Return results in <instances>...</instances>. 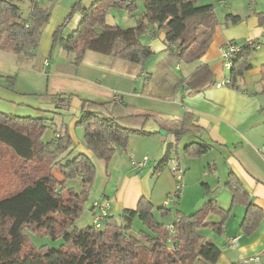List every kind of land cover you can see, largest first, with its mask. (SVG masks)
I'll use <instances>...</instances> for the list:
<instances>
[{"label":"crops","instance_id":"0c3cea01","mask_svg":"<svg viewBox=\"0 0 264 264\" xmlns=\"http://www.w3.org/2000/svg\"><path fill=\"white\" fill-rule=\"evenodd\" d=\"M76 1H37L50 12L48 24L42 29L38 47L26 55L20 54L21 60L16 62H5L6 59L4 60L3 53L1 54L3 50H0V75L14 77L17 83L21 80L25 82L24 75L28 77L26 84L21 89L16 86L14 93L0 89V112L16 116L15 113L27 111L26 107H29L31 115L22 117L46 119V133L48 131L51 133L45 134L42 142L51 144V149L66 133L72 146L60 154L57 161L62 163L72 160L77 154L88 156L92 162L95 158L80 142L83 130L76 126L80 118L82 101H122L136 109L173 117L167 122L148 121L145 125L147 135L130 136L123 151L115 148L114 156L106 169H128L129 172L115 179L112 174H108L100 199L94 198L84 210L89 211L92 216L93 205L107 200L110 203L108 216L117 218L123 211L135 210L137 203L143 197L149 200L155 209L163 207L164 202L175 193L176 182L172 169L169 168L171 166L182 171L183 179L180 195L175 201H171L169 208L166 207L170 211L169 219L172 218L173 222L178 219L177 213L184 216L193 214L211 200L216 201L221 209H229L231 194L225 190L224 184L230 172L246 189L250 203L256 205L264 216V78H262L264 13L258 2L253 0V6H250L249 0L216 2L199 0L198 6L214 5L218 22L211 44L198 61L190 64L177 63L164 43V32L151 26L149 32L140 38V43L151 48L154 53L146 64L149 71L146 70V65L138 70L139 65L124 66L122 60L117 61L118 59L107 57L120 62L113 63L98 56L91 57L89 56L91 52H86L80 68L70 66L68 69L52 72L51 80L48 78L45 81L44 95L28 90L31 74H36L35 76L40 78L38 73L40 64L42 67L52 64L50 57L53 33L68 16L70 6ZM94 1L96 0H82V6L89 7ZM137 5V10L132 14L110 9L104 17L105 24L121 29L135 27L136 21L144 11L141 0H137ZM28 6L30 7V3ZM230 14L239 18L237 24H225V18ZM79 20L80 14L77 13L66 28L68 31L66 35L69 36V33L77 27ZM252 41H259L261 45L248 59L250 69L243 75L239 88L229 86L217 88V84L229 81V71L224 69L222 55L225 47L231 43L241 46L245 42ZM205 66L211 71L212 81L199 90H188L184 81L188 80L197 69ZM18 75L22 78L20 79ZM155 77L157 79L162 77L164 83L147 87L140 82V78H143L149 84ZM166 86L169 92L164 95L161 90ZM49 87L52 90L51 97L47 90ZM59 92L62 96L66 95L65 93L69 94L71 100L66 101L61 95L58 97ZM29 101L31 104H27ZM185 113L191 114L192 124L204 131L200 139L189 134L175 137L181 129L180 122ZM173 121H177L179 126L168 124ZM149 123L151 128L147 129ZM195 143L209 148L207 156L204 154L196 158L189 157L184 148ZM181 147L182 151H180ZM202 156H204L203 161ZM205 157H209L206 162ZM144 158H147V161L142 167H138ZM198 163L202 165L199 164L198 171L194 172L193 164L197 166ZM203 163H207L209 170H214V173L206 172ZM21 172L22 178L31 179L32 182L43 175H48V172L35 164L25 166L17 171L16 175L14 173V176H19ZM192 172L197 174L196 177L190 178ZM49 173L57 182H62L63 178L57 168L51 169ZM78 181L79 179L73 183L66 181V187L75 191L79 186ZM28 182L23 183L16 192L0 198V201L20 193L28 186ZM75 183L77 185L72 187ZM221 190L227 192V205L221 204L218 200L220 194L217 192ZM244 213L245 209L242 206L232 208L223 235L214 236L213 231L199 230V240H202V244L211 243L220 249L219 259L214 264H264L261 261L264 259V219L251 237H245L239 230ZM207 218L209 224L220 222V218L215 215ZM233 238H237L236 247L229 243ZM254 258L259 260L252 261Z\"/></svg>","mask_w":264,"mask_h":264},{"label":"trees","instance_id":"16d2710c","mask_svg":"<svg viewBox=\"0 0 264 264\" xmlns=\"http://www.w3.org/2000/svg\"><path fill=\"white\" fill-rule=\"evenodd\" d=\"M30 13L23 17L21 5L25 0H0V50L26 55L38 47L42 29L48 24L50 12L30 0ZM216 2L218 0H211ZM224 1V0H219ZM250 5L253 0H249ZM144 11L133 28L107 26L104 17L110 9L132 14L138 8L137 0H96L89 7L77 0L70 6L68 16L53 33L51 53L56 45L73 54V64L79 67L86 52L112 57L134 65L143 66L153 56L151 48L140 43L151 26L164 32V43L174 60L186 64L198 61L211 44L217 26L213 4L198 6L199 0H141ZM79 13L77 27L65 36L72 17ZM239 18L226 16V25H235ZM261 45L259 41L237 46L231 59L229 87L238 89L243 75L248 71V59ZM264 78V66L262 67ZM212 81L206 66L195 71L184 81L190 91L199 90ZM16 78L0 75V89L13 91ZM77 127L83 130L80 142L97 160L106 165L114 156L115 148L125 150L130 136L147 135L145 125L150 120L167 122L172 116L136 109L122 101H82ZM193 117L185 113L181 129L175 137L189 134L198 139L204 131L192 124ZM46 119L22 117L0 112V146L23 163L55 162L71 146L68 135L63 134L57 145L42 142L46 133ZM184 151L191 158L206 154L209 148L198 143L190 144ZM54 166L60 171L62 182L48 174L29 183L20 193L0 201V264H214L220 249L211 243H199V230L208 229L217 235L224 228L234 206L245 209L239 230L251 237L264 216L250 203L249 195L231 172L224 184L231 194L230 208L221 209L216 201L203 204L193 214L181 215L172 224V247L167 244L168 233L159 218L170 216L164 206L155 209L146 198H141L135 210L123 211L120 216H108L101 230L92 225L74 228V223L85 211L87 193L92 185L95 169L87 156L77 154L66 163ZM79 179L81 191L66 187V181ZM220 218L209 224L208 216ZM139 221L142 230L132 233L133 223ZM144 230V231H143ZM25 231L62 241L58 248L34 247Z\"/></svg>","mask_w":264,"mask_h":264},{"label":"rangeland","instance_id":"374dc122","mask_svg":"<svg viewBox=\"0 0 264 264\" xmlns=\"http://www.w3.org/2000/svg\"><path fill=\"white\" fill-rule=\"evenodd\" d=\"M37 1H40V0H37ZM30 2H31L30 0H26V2H24L21 5V10H23V17L24 18L27 17V14H28V9L27 8L29 7L28 3H30ZM255 2H258L259 7L262 9V11L264 13V0H256ZM250 6H253V4H251ZM67 32L68 31L65 30V32H64L65 36H68V35H66ZM53 49L54 50L51 53V57H50V60H51L50 62H52V64L50 66H49V64H46L43 67H42V64H40V69L38 71L40 78H37V76H35L36 74L32 73L31 76H30L32 78H31V80L29 82L30 84L28 86V90H30V91L34 90L32 92H36L38 94L44 95L45 81L48 78L51 80V76L53 74L52 73L53 71L65 70V69H68V67H70V66H72L73 68H80V66H82V64H81L79 67H76L73 64V62H72L73 61V57H74L73 54L66 53L63 49L59 48L57 45ZM1 54H2V56L4 58V60L6 59L5 62L6 61H8V62H11V61L16 62V61H20L21 60V57L18 54L15 55V54H13L11 52H6V51H2ZM89 56H91V57H97L98 56L99 58H102L104 60H108L109 62L113 61V63H120V62H117L119 60L116 61V60L108 59L107 57H104L103 55H97V54H95L93 52H91L89 54ZM149 61L150 60H148L143 66L139 65L137 67L138 70L143 69V67ZM69 62H71L70 63L71 65L69 64ZM122 65H124V66H133L131 63L126 62V61H124L122 63ZM41 68H42V70H41ZM145 68H146L147 71H149V67L147 65H146ZM159 71H161V68L159 69ZM40 72H43V73L40 74ZM18 77L20 79L22 78L21 75H18ZM23 77H24L25 82L21 80L20 82L17 83V81H16V84H15V87H14L13 91H8L9 93H14L15 89H16V86L19 87V89H21L24 86V84H26V79H28V77H26V75H24ZM171 79H173L172 76H171ZM165 80H168V79L165 78ZM140 82L145 84V86H147V87L148 86L152 87V85H154V84L155 85H159V84L162 85L164 83V82H162V77L158 78V79L155 77L154 79H152V81L149 82V84H147L143 78H140ZM170 82H171V80H170ZM167 83H169V81H167ZM167 87L168 86L164 87V89L161 90V92L164 95H166L169 92ZM47 90H48L49 96L51 97V95H52L51 91L52 90L50 89V87L47 88ZM151 90H152V88H150V91ZM61 94L62 93L59 92V96L58 97H60ZM65 94L66 95H63V96L61 95V96L64 97L66 101L71 100L70 95L67 94V93H65ZM58 97H56V98H58ZM27 104H31V101L27 102ZM26 110L27 111H21V112L18 111V113H15V114H17L16 116H18V115H20V116L31 115V112H29V111H31V109L29 107H26ZM26 112L29 113V114H24ZM51 119H53V118L51 117ZM151 123L147 124V129L151 128V126H150ZM168 124L175 125L176 127L179 126L177 121L169 122ZM50 127H51V125H50ZM50 133H51V131H48V133H45V134L46 135H50ZM180 151H182V147H181ZM204 156H207V154L204 155ZM204 156L201 157L202 161H203V157ZM208 159H209V157H205L204 161L206 162ZM58 160H59V158H58ZM56 162H58V161H55V162L47 161V162H44L42 164L41 163H37L35 161L34 162H30V163H23L21 160L15 158L8 149H4L3 147L0 146V198H2L4 196H8L9 194H12V193L16 192L17 190H19L21 188L23 183H26V182L29 181L28 182V184H29V183L32 182L31 179L22 178V176H21L22 172H21V174L19 176H14V173L16 175L17 171L19 172L22 168H24L25 166H27L29 164H33V165L35 164L36 166H38L39 168H41L42 170H44V171L48 172V174H50L49 173L50 170L53 169V168H56L54 166V164ZM199 164H201V163H198L197 166H196V164H193V168H194L193 171L195 170L194 172H196L197 168L199 167ZM203 164H205L206 172H208L209 174H213L214 173V170H211V169L209 170V167H208L207 163H203ZM93 165H94V169H95V176H94L93 183L89 187L88 193L86 195L87 196V201L85 202L84 208L88 207L89 203L94 198L100 199L102 191L105 188V185L107 183L106 182L107 181V179H106L107 177L106 176L108 174H112V177L115 179L119 175L127 174V172H129L128 169L107 170L106 169L107 165L103 161H99L96 158L93 159ZM213 167L214 166H212V168ZM169 168H170V170L172 169L171 166ZM167 172H168V170H167ZM196 175H197L196 173L192 172V174L190 175V178H192L193 176L196 177ZM45 176H47V175H45ZM43 177H44V175H43ZM73 182L74 181H70V183H73ZM78 182H79V186L75 190L77 193H79L81 191V186H82L81 185L82 183H80V181H78ZM175 182H176V179H175ZM72 185H73L72 187H75L77 185V183L72 184ZM176 185H177V182H176ZM222 189H223V187H222ZM203 191H204V189H203ZM217 193L220 194L218 196V200L220 201V203L223 204V205H227L228 204L227 192L226 191L223 192V190H221V191H218ZM91 220H92L91 214H89V211L85 210L81 214V216L77 219V221H75L74 228H76V229H84L86 227H89L90 225H92ZM158 220L163 222V224H165V226H167V225H169V224H171L173 222L172 218L169 219V217L159 218ZM132 229H133L132 233L134 235H136V232H138L139 230H142L143 226L141 225V223L139 221L135 220V222L133 223ZM213 234H215L214 236H219L216 233H213ZM25 235H26L27 239L30 240L31 244L34 247H36V248L40 247V246H48L50 249L51 248L55 249V248L60 247L63 244V242L60 241V240L55 241L52 238H49L48 236H44V235L43 236L42 235L41 236L40 235H33L29 231H25ZM199 243H202V240H199ZM254 259H257V258H254ZM261 261L264 263V259H262ZM253 264H255V263H253Z\"/></svg>","mask_w":264,"mask_h":264},{"label":"built area","instance_id":"2783aa9c","mask_svg":"<svg viewBox=\"0 0 264 264\" xmlns=\"http://www.w3.org/2000/svg\"><path fill=\"white\" fill-rule=\"evenodd\" d=\"M237 51V46L233 43L228 44L225 49L223 50V60H224V69L226 70H230V66H231V59H232V54L234 52ZM229 82L227 81H223L222 83H219L216 85L217 88H220L221 86H228ZM147 161V158H144L142 163L138 165V167H142L145 162ZM172 173L174 175V179H176L177 185L175 187V193L174 195H172L170 198H168V200L166 202H164L163 206L169 207V205L171 204V201H175V199L180 195V190L182 189V171H180L178 168H172ZM110 203L107 200H103L102 202L99 203H95L93 205V211H92V226L96 229V230H101L104 228V225L106 224V219L108 217V211L110 210ZM165 231L168 233V238H167V244L169 246L172 247V242H173V238H174V229L173 226L171 224V226H166L165 227ZM237 238H233L229 241V243L236 247L237 244ZM259 259H254L252 261H258Z\"/></svg>","mask_w":264,"mask_h":264}]
</instances>
